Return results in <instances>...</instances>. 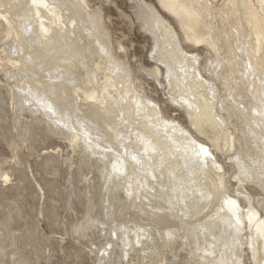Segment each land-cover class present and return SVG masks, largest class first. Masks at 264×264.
Masks as SVG:
<instances>
[{
	"label": "bare ground",
	"instance_id": "bare-ground-1",
	"mask_svg": "<svg viewBox=\"0 0 264 264\" xmlns=\"http://www.w3.org/2000/svg\"><path fill=\"white\" fill-rule=\"evenodd\" d=\"M130 2L154 45L157 65L146 73L114 47L88 0H0V71L17 89L10 107L19 133L0 110L11 152L0 160L8 195L0 197V264L65 263L39 258L52 237L32 222L35 197L60 243L77 242L72 264L86 260L77 245L96 250L95 264H244V246L264 264V0ZM185 46L209 56L201 62ZM136 73L166 84L168 100L208 142L166 118ZM45 134L66 152L36 153ZM24 149L39 178L58 176L54 159L65 168L61 182L46 179V200L27 189ZM253 186L263 192L256 204Z\"/></svg>",
	"mask_w": 264,
	"mask_h": 264
},
{
	"label": "rangeland",
	"instance_id": "rangeland-1",
	"mask_svg": "<svg viewBox=\"0 0 264 264\" xmlns=\"http://www.w3.org/2000/svg\"><path fill=\"white\" fill-rule=\"evenodd\" d=\"M88 1H89L90 6L92 7V9H100L102 12V15L104 14L103 17L105 19L106 26L108 27L109 35L112 36V38L111 37L110 38L112 40L114 47H117L119 44L122 45V47H123L122 54H123V56H125L127 62L129 61L128 63L132 64V66L131 65L130 66H131V68H134L133 70H135V68H136V70L139 69L140 71H142V73H146L147 70L148 71L151 70L150 67L153 69V67L155 65H157V63H155L156 61L153 59V56H152L153 52H154L153 42H152L150 36L147 33H145L139 27V22L135 18V15H134L133 10H132V4H131L130 0H107V1L106 0H88ZM148 1H151V0H148ZM101 6H102V8H101ZM184 50L188 54L194 53V54L201 55V59H200L201 62L204 59V57L209 56L208 54H206V52H204L203 48H199V47H192V46L186 47L185 46ZM202 55H204V56H202ZM205 55H207V56H205ZM206 63H207V61L204 62L203 65L205 66ZM138 66H139V68H137ZM144 68H146V70H144ZM142 73H140V74L136 73V75H137V77L138 76L140 77L139 80H140L141 85L142 84L144 85V87H142L144 90L143 95L147 99L151 98V100H153L156 105L158 104L157 106L160 109H163V113H164L166 118L177 119L180 122V124H182L185 128L190 130V133L193 135V137L197 138L198 140H200L202 142H205V140L208 142L207 138H205L204 136L197 133L194 128L189 127L191 125L189 118L186 117V115L183 113V111L181 109H179L175 104H173L171 101L168 100L169 95L166 91L167 89H164V87L166 88V84L161 85L154 78L152 79V77H150L148 74H147L148 75L147 76V75L142 74ZM206 73L207 72L204 71L203 75H206ZM206 76L209 77L208 73ZM153 80H155V81H153ZM161 81H164V80L160 79V82ZM217 85L218 86H216V87L220 88L219 90L221 91V86H219V84H217ZM10 89H13L15 94H17V89L14 88L12 84L9 85L6 82V79L4 78V74L0 71V91H2V94L5 97V102H3L2 99H0V110H2V114L5 115V118H6L5 125L10 126L11 127L10 129H11V132L13 133V136L18 137V134H19L18 131L11 126L12 122L14 120V114H13L12 109L10 107V102H12V101L15 102L17 99L14 98V94H11ZM167 95H168V97H167ZM217 112H219L220 114L223 113L220 110ZM38 135H42L40 133V131H38ZM43 137H44V139L42 142L39 141V143L35 144L34 151L36 153L40 154V152H41L43 155V153H45V152L51 153V151H53L55 149L57 151L58 148L61 149L62 147L63 148L61 150H63V153L66 152V149L64 147L65 145L63 143L59 144L58 140H56L54 138L47 137L46 134ZM37 139H39V138L37 137ZM22 149H23V147H22ZM23 151H24L23 163H24V167L26 170L25 172L26 173L30 172V174L28 173L27 176H28L29 180H31V183H32V185L28 184L27 189L31 192V194L34 192H38V193L41 192L42 195L44 196V200H46V198H49L48 197V190L50 191V188L52 186V184H50L48 182V180H46V179L52 180L53 177H55V179H57L58 182L59 181L61 182L62 178H63L61 172H62V170H65V168L62 167V165L60 163H58L56 159H54L55 161L54 160H52V161L54 162V164H56V167L58 166L57 168L59 169V172H58L59 177L55 176V175H52L50 177H47L45 175H43V176L41 175V177L39 178V175H37V173L33 172V170H34L33 166L35 164L34 163L35 158L30 157V156H26L25 155V149ZM10 157H11V152H10L8 146L5 144L4 141L0 140V160H3V159L8 160ZM220 158H221V160H223L225 157H223V159H222V157H220ZM27 161H28V163H27ZM224 161H223L224 166L227 169L232 167L235 171L234 166L230 165V161L228 159H224ZM30 170H32L33 173H31ZM232 170L230 171L231 173H232ZM49 172L54 173L55 171L51 169ZM32 174L35 175V177L38 176L37 177L38 180L35 181V185H37V188L33 184L34 182H32V180L35 179ZM232 183H235V181L233 180ZM250 186H252V185H250ZM3 188L4 187H0V189H3ZM247 188L251 192V194L253 195L252 201L255 202V204L258 203V200L262 198V196H261V194L263 193L262 190L255 188V187L254 188L247 187ZM232 191H233V188L231 190H229V193L231 194ZM24 192H25V190L23 191V193ZM10 194H9V196H10ZM233 194L235 195V193H233ZM1 196L8 197L7 193H4L3 191L1 192V190H0V197ZM42 201L43 200H39V199H37V197H35V199L33 201L35 204L33 202H30V204L32 206V209H31L32 211H30V212H32V214L35 215L34 220H32V222L36 220L35 219V217H36L38 221L36 220L37 223L36 222H34V223H36V224H38V226H40V230H42V233L44 232V234L51 236L52 241L48 242L45 245V247H41V253L39 254V256H40L39 258L41 261H45L46 259L55 258V260H53V262L54 263H60V261L58 259L60 257V258H64L65 263H63V264H72V260L68 258V254H70L72 251V248H73L72 245H76L77 242H74V240H72L71 238H68L66 236V238H68V239H66L64 237V239H63L64 242L62 244L60 243L59 237H62V236H60L57 233H54L52 228L47 225L48 222H46V220L43 217H41L42 215L39 214V212H41L40 210L43 208L42 206H40V204L42 205ZM21 202H23V200ZM240 204L244 206V204H246V203H245V201H241ZM34 206H35V208H34ZM259 208L261 209V207H258V209ZM38 209H40V210H38ZM260 209H259V214H262L264 216V211H260ZM23 223L28 224V221L26 220ZM103 240H104V238L99 240V241L102 242ZM44 243H46V242H44ZM57 243H60L61 246L64 245L62 252L60 251V249L58 247L55 246V245H57ZM46 246H48V249H49V250H47L48 252L46 251ZM50 246L53 247L55 249V251H52L53 249H51ZM77 246H78L77 255H79L81 253L86 255V257H85L86 260L84 261V264H95L96 263L94 260H95V258H97V255L95 253L96 250L92 249L93 247L91 248L89 245H87V246L85 245L86 247H84L83 245H77ZM87 248H89V249H87ZM242 248H241V250H242L241 255H243V257H241V258H242V261L244 262V264H254L255 260H253V257H251V252L249 250V247L244 246ZM81 249H85V250H81ZM86 250L89 252V254H88V252H85ZM90 251H95V252H90ZM94 254L96 255L95 258L93 257ZM65 255L67 258H65ZM89 255H91V256L89 257ZM31 260H32V258H31ZM91 261H93V263ZM42 264H50V263H44L43 262Z\"/></svg>",
	"mask_w": 264,
	"mask_h": 264
}]
</instances>
